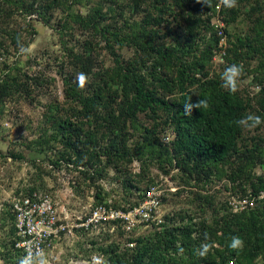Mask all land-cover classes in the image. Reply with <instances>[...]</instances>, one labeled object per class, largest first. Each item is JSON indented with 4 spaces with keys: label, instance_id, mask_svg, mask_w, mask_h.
Instances as JSON below:
<instances>
[{
    "label": "trees",
    "instance_id": "16d2710c",
    "mask_svg": "<svg viewBox=\"0 0 264 264\" xmlns=\"http://www.w3.org/2000/svg\"><path fill=\"white\" fill-rule=\"evenodd\" d=\"M250 1V10L243 12L241 7ZM3 2L36 12L42 21L47 11L57 9L62 35L77 27L88 36L76 48H67L73 61L63 70L62 108H55L56 116H48L31 140L40 146L60 145L51 166L74 169L88 184L112 173L125 194L111 198L117 209L138 206L144 196L132 194L150 190L159 175L177 180L173 193L186 192L192 203L190 213L166 212L160 221H151L146 231L129 238L132 245L113 240L100 246L106 264H254L257 258L264 264V0H236L233 7L224 0H210L209 5L202 0H132L126 5L129 14L118 0ZM115 11L117 19L111 16ZM242 12L251 23L248 32H228ZM217 13L226 37L223 60L215 65L220 49ZM110 17L115 19L109 22ZM9 40L19 49L31 37L24 40L14 31ZM98 47L110 57L107 66L95 65ZM233 63L242 66V74L236 90L228 91L221 85V73ZM246 77L257 84L253 92L240 87ZM21 85L16 76L3 72L0 97L17 93ZM200 98L207 105L185 115V101ZM249 114L261 120L249 127L258 130L253 134L238 123ZM168 132L173 136L165 141L162 135ZM222 176L227 190L239 188L250 202L236 210L214 208L210 187ZM82 189L77 183L75 191ZM26 190L16 196L41 192L35 185ZM107 195L100 186L94 196L109 205ZM9 206L15 235L11 202ZM233 236L242 240L235 248L230 247ZM18 239L15 235L11 245Z\"/></svg>",
    "mask_w": 264,
    "mask_h": 264
},
{
    "label": "rangeland",
    "instance_id": "374dc122",
    "mask_svg": "<svg viewBox=\"0 0 264 264\" xmlns=\"http://www.w3.org/2000/svg\"><path fill=\"white\" fill-rule=\"evenodd\" d=\"M118 1V6L124 7L125 14H129L131 10L126 5L132 0ZM252 4L251 1L244 3L241 10L248 12ZM116 12L111 13V16L117 19ZM243 12L227 27L228 32H248L251 23ZM60 16L57 9H51L46 13V21H42L36 18V12L28 14L21 6L16 9L0 0V77L3 72H7L16 76L22 84L17 93L0 97V264H18L23 256L20 247L11 245L16 234L10 231L11 221L7 212L10 211L13 197L26 193L31 185L37 186L52 200L58 217L56 225L64 226L51 236L45 247L42 256L46 264H95L93 257H100L102 264H106L108 261L101 253L100 246L113 240L128 245L129 238L146 231L151 221H160L166 212H185L187 209L190 213L193 208L186 192L179 195L173 193L177 180L159 175L158 183L150 191L140 190L132 194L144 196L140 206H136L135 210L133 207L117 209L109 203L111 198L123 199L125 194L123 196L111 178L112 173L100 183H83L76 170L64 165L51 166L50 158H53L55 148L60 147L58 143L50 147V144L40 146L31 142L44 128L47 117L56 116L58 111L55 108H62L63 70L69 63L71 66L73 61L68 56L67 48H76L88 37L86 32L77 27L67 28L62 35L57 29ZM115 18L110 17L108 21ZM32 27L35 31H32ZM14 31L21 34L24 40L31 37L25 46L28 49L26 54H20L17 45L10 44L9 34ZM97 49L95 65L107 66L111 62L109 55L105 49ZM216 62L215 65H218L221 61ZM240 87L253 92L257 84L251 77H246L241 80ZM256 132L258 130L253 128L245 129L246 134ZM136 166L134 162V169ZM224 169H228L227 164ZM256 170L260 172L261 168L257 166ZM77 183L83 189L76 192ZM226 183L224 176L211 183L214 208L236 210L250 202V198L241 194L239 188L235 193L227 190ZM100 186L108 192L109 205L104 201L98 202L94 196ZM98 205L104 206L107 212L94 219L92 211ZM117 211L119 216H116ZM254 264L262 263L257 258Z\"/></svg>",
    "mask_w": 264,
    "mask_h": 264
},
{
    "label": "built area",
    "instance_id": "2783aa9c",
    "mask_svg": "<svg viewBox=\"0 0 264 264\" xmlns=\"http://www.w3.org/2000/svg\"><path fill=\"white\" fill-rule=\"evenodd\" d=\"M217 8H219V5ZM215 23L217 26V34L220 36V49L216 51L213 59L215 61H222L224 51L221 48L225 43L226 35L224 32V20L218 13L215 17ZM172 136L173 134L168 132L163 139L169 141ZM137 207L132 209L135 210ZM11 212L14 216L15 234L20 238L16 242V245L22 249L23 256L29 254V252L33 257H36L37 254L43 255L51 236L56 235L57 232L64 227L62 224L56 225L58 217L53 202L48 196H44L41 192L33 191L28 195L13 197L11 200ZM104 212H107L105 207L98 205L95 206V209L92 211V216L95 219ZM119 215L117 211L116 216ZM129 245H132V243H129Z\"/></svg>",
    "mask_w": 264,
    "mask_h": 264
},
{
    "label": "clouds",
    "instance_id": "9594fccd",
    "mask_svg": "<svg viewBox=\"0 0 264 264\" xmlns=\"http://www.w3.org/2000/svg\"><path fill=\"white\" fill-rule=\"evenodd\" d=\"M203 3L209 5L210 0H202ZM224 3L227 7L235 6L236 0H224ZM28 49L23 45L19 48L20 54H26ZM242 74V66L239 64H229L225 67L224 71L221 73V85L228 91H235L238 86V79ZM83 74H81L80 79L83 80ZM207 101L204 98H200L197 102L193 103L189 100L185 101L183 104V111L185 115H191L192 109L199 108L201 106H206ZM240 125L245 127H254L257 124L261 123L260 117L255 115H246L241 117L238 120ZM242 244V240L238 236H233L231 240L230 247H237ZM207 250V245H202L199 251L200 255H204ZM95 264H102V259L100 257H93ZM18 264H46V259L44 256L37 254L36 257L29 252V254L23 256L19 261Z\"/></svg>",
    "mask_w": 264,
    "mask_h": 264
}]
</instances>
